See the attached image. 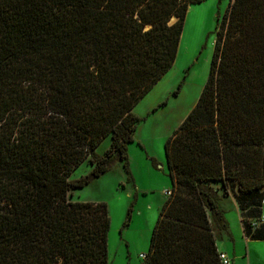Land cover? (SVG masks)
Segmentation results:
<instances>
[{
    "label": "trees",
    "instance_id": "obj_1",
    "mask_svg": "<svg viewBox=\"0 0 264 264\" xmlns=\"http://www.w3.org/2000/svg\"><path fill=\"white\" fill-rule=\"evenodd\" d=\"M201 1L0 0V264H110L107 204L68 196L115 160L129 174L132 109ZM164 151L170 194L141 264H222L229 193L245 236L264 239V0H229L207 80Z\"/></svg>",
    "mask_w": 264,
    "mask_h": 264
},
{
    "label": "rangeland",
    "instance_id": "obj_2",
    "mask_svg": "<svg viewBox=\"0 0 264 264\" xmlns=\"http://www.w3.org/2000/svg\"><path fill=\"white\" fill-rule=\"evenodd\" d=\"M228 3L229 0H205L188 6L173 65L132 109L140 121L134 140L127 148L129 174L115 160L106 173L85 187L72 190L68 196L69 200L107 204L110 264H141V255L148 250L152 229L167 198L166 191L171 188L164 143L194 107L203 89L209 73L215 27ZM108 146L106 138L96 153L103 154ZM91 167L87 161L83 162L70 179L87 175ZM230 185L232 190L236 186ZM220 197L219 208L227 210L230 231L239 234L232 202L226 196ZM262 210L264 218V192Z\"/></svg>",
    "mask_w": 264,
    "mask_h": 264
},
{
    "label": "crops",
    "instance_id": "obj_3",
    "mask_svg": "<svg viewBox=\"0 0 264 264\" xmlns=\"http://www.w3.org/2000/svg\"><path fill=\"white\" fill-rule=\"evenodd\" d=\"M225 196L228 197L233 204L235 211V214H233L235 217H233V219L238 223L240 233L237 234L230 231L231 220L229 215L226 214L227 210L223 211L224 218L227 222V229L216 234L217 250L226 254L230 259V264H264V245H261L264 244V239H252L245 236L237 201L232 193Z\"/></svg>",
    "mask_w": 264,
    "mask_h": 264
},
{
    "label": "built area",
    "instance_id": "obj_4",
    "mask_svg": "<svg viewBox=\"0 0 264 264\" xmlns=\"http://www.w3.org/2000/svg\"><path fill=\"white\" fill-rule=\"evenodd\" d=\"M166 194L167 195L170 194V191L167 190L166 191ZM142 258H144V255L143 254H142ZM219 258H220L222 264H230V259L226 256V254L220 252Z\"/></svg>",
    "mask_w": 264,
    "mask_h": 264
},
{
    "label": "water",
    "instance_id": "obj_5",
    "mask_svg": "<svg viewBox=\"0 0 264 264\" xmlns=\"http://www.w3.org/2000/svg\"><path fill=\"white\" fill-rule=\"evenodd\" d=\"M174 19H175V17H171V19L169 21L172 23Z\"/></svg>",
    "mask_w": 264,
    "mask_h": 264
},
{
    "label": "bare ground",
    "instance_id": "obj_6",
    "mask_svg": "<svg viewBox=\"0 0 264 264\" xmlns=\"http://www.w3.org/2000/svg\"><path fill=\"white\" fill-rule=\"evenodd\" d=\"M141 257H142V255H141Z\"/></svg>",
    "mask_w": 264,
    "mask_h": 264
}]
</instances>
